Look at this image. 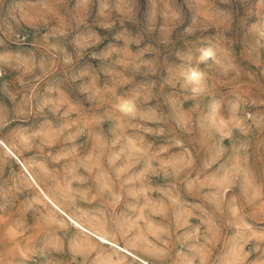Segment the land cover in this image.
Returning <instances> with one entry per match:
<instances>
[{"label": "rangeland", "instance_id": "1", "mask_svg": "<svg viewBox=\"0 0 264 264\" xmlns=\"http://www.w3.org/2000/svg\"><path fill=\"white\" fill-rule=\"evenodd\" d=\"M0 139L152 263L264 264V0H0ZM40 194L0 146V264H141Z\"/></svg>", "mask_w": 264, "mask_h": 264}, {"label": "bare ground", "instance_id": "2", "mask_svg": "<svg viewBox=\"0 0 264 264\" xmlns=\"http://www.w3.org/2000/svg\"><path fill=\"white\" fill-rule=\"evenodd\" d=\"M195 73V72H193ZM192 73V74H193ZM197 74V73H196ZM198 76V75H197ZM193 80V79H192ZM1 140V139H0ZM0 146L6 151V153L11 156L16 162L17 164L20 166V168L23 170V172H25L28 176V178L31 180V183H33L38 189L39 192L41 193L39 196H43V198L53 207L55 208L57 211H59L65 218H67V220L77 229H79V231L81 230L83 233L93 237L96 240V243L99 244L102 247L105 248H111L114 252L119 253L121 252L122 254L127 255V257L129 256V258H133L134 260L140 262L141 264H156V263H152L150 262L148 259H146L145 257H143V255L141 256L140 254H138L136 251H134L133 249H131L130 247L126 246V245H122L118 240H116L115 238L111 237L110 235H108L107 233L101 231V229H98L94 226H92L91 224H88L86 222L81 221L79 218L73 217L69 214H67L65 211H63L56 203L55 201L46 193L44 192V190L39 186L38 182L34 179V177L31 175L28 167L26 166V163H24L20 157L18 156V154L10 148V146H8L4 141L2 144H0ZM30 167V166H29ZM31 170V169H30ZM48 204V205H49ZM73 221L75 223H73ZM68 223V222H67ZM77 225H79V227H77ZM78 232V230H77ZM89 241V240H88ZM92 242V241H91ZM107 242V243H105ZM95 244V243H94ZM121 255V254H120ZM123 256V255H122ZM126 257V258H127Z\"/></svg>", "mask_w": 264, "mask_h": 264}, {"label": "snow or ice", "instance_id": "3", "mask_svg": "<svg viewBox=\"0 0 264 264\" xmlns=\"http://www.w3.org/2000/svg\"><path fill=\"white\" fill-rule=\"evenodd\" d=\"M206 55H211L210 53H206ZM192 78L193 79H196L197 78V74L196 73H193L192 74ZM130 110V109H129ZM3 143V140H0V144H2ZM73 223H75L74 221H73ZM77 227H79V225H77ZM105 243H107V242H105Z\"/></svg>", "mask_w": 264, "mask_h": 264}]
</instances>
